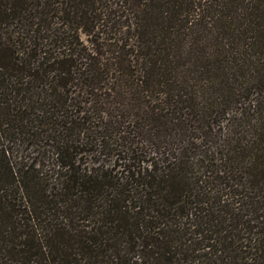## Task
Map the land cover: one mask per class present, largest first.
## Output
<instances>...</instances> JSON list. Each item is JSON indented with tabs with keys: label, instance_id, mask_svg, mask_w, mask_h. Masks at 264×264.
<instances>
[{
	"label": "trees",
	"instance_id": "obj_1",
	"mask_svg": "<svg viewBox=\"0 0 264 264\" xmlns=\"http://www.w3.org/2000/svg\"><path fill=\"white\" fill-rule=\"evenodd\" d=\"M0 264H264V0H0Z\"/></svg>",
	"mask_w": 264,
	"mask_h": 264
}]
</instances>
